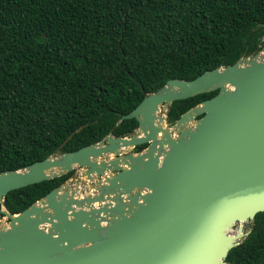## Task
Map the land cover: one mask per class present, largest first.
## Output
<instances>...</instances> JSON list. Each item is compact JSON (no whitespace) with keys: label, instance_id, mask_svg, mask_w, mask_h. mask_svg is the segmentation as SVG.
Returning a JSON list of instances; mask_svg holds the SVG:
<instances>
[{"label":"water","instance_id":"1","mask_svg":"<svg viewBox=\"0 0 264 264\" xmlns=\"http://www.w3.org/2000/svg\"><path fill=\"white\" fill-rule=\"evenodd\" d=\"M216 91L168 123L174 102ZM131 119L139 126L125 137L0 173V264H233L264 213V49L168 81L121 121ZM69 173L23 212L8 210L10 192Z\"/></svg>","mask_w":264,"mask_h":264},{"label":"trees","instance_id":"2","mask_svg":"<svg viewBox=\"0 0 264 264\" xmlns=\"http://www.w3.org/2000/svg\"><path fill=\"white\" fill-rule=\"evenodd\" d=\"M259 24L264 0H0V173L127 136L146 94L264 49ZM217 94L174 102L168 123ZM72 174L10 192L8 210ZM250 227L228 262L264 264V213Z\"/></svg>","mask_w":264,"mask_h":264},{"label":"rangeland","instance_id":"3","mask_svg":"<svg viewBox=\"0 0 264 264\" xmlns=\"http://www.w3.org/2000/svg\"><path fill=\"white\" fill-rule=\"evenodd\" d=\"M166 127H169V125L166 124ZM77 170H78V169H77ZM0 221H1V224H2V225H6V224L8 223V221H5V220L3 219V217H0ZM238 228H239V225H236V226L234 227V229H233V234H236V233L238 232ZM248 229H249L248 226L245 227V231H247Z\"/></svg>","mask_w":264,"mask_h":264}]
</instances>
